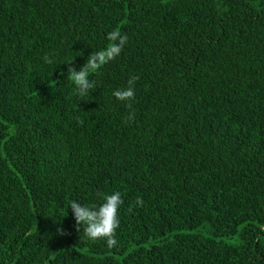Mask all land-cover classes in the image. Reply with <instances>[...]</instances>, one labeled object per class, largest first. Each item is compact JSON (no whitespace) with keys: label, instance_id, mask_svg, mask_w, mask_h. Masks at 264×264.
Listing matches in <instances>:
<instances>
[{"label":"trees","instance_id":"1","mask_svg":"<svg viewBox=\"0 0 264 264\" xmlns=\"http://www.w3.org/2000/svg\"><path fill=\"white\" fill-rule=\"evenodd\" d=\"M115 191L109 248L69 205ZM0 264H264V0H0Z\"/></svg>","mask_w":264,"mask_h":264},{"label":"clouds","instance_id":"2","mask_svg":"<svg viewBox=\"0 0 264 264\" xmlns=\"http://www.w3.org/2000/svg\"><path fill=\"white\" fill-rule=\"evenodd\" d=\"M108 45L100 50L92 51L83 65L76 69L72 66V60L66 61L68 67L66 69L68 78L74 82L76 94L85 100L84 97L90 95L95 88V82L89 79L91 74H98L99 70L108 62L114 60L121 54L123 47L128 42L127 34H123L119 29H114L106 34ZM45 62L53 63L47 56L44 57ZM138 76H131L127 82V86L113 91L112 95L119 101L124 102L126 106L131 108V101L135 98V82ZM135 113L130 111L124 118L126 122L134 119ZM78 123L83 121L76 117ZM101 202L91 206H85L73 200L70 202V208L75 220L77 231H81L83 226V234L90 240H105L107 247L113 248L117 246L115 239L116 229L119 227L118 210L123 203L121 193L119 191L100 194ZM144 203L141 197L136 198L137 206ZM131 211V209H129ZM59 235H64L62 228H58Z\"/></svg>","mask_w":264,"mask_h":264}]
</instances>
